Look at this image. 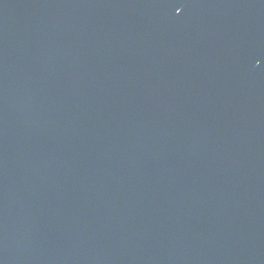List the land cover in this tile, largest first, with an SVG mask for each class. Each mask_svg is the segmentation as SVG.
<instances>
[{
	"label": "water",
	"instance_id": "obj_1",
	"mask_svg": "<svg viewBox=\"0 0 264 264\" xmlns=\"http://www.w3.org/2000/svg\"><path fill=\"white\" fill-rule=\"evenodd\" d=\"M0 264H264V0H0Z\"/></svg>",
	"mask_w": 264,
	"mask_h": 264
}]
</instances>
